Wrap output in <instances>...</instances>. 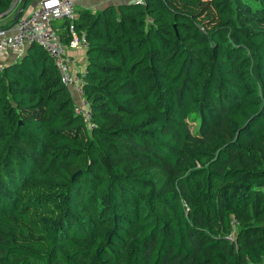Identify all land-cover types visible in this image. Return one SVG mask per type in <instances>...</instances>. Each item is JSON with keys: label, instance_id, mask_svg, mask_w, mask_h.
Returning a JSON list of instances; mask_svg holds the SVG:
<instances>
[{"label": "trees", "instance_id": "16d2710c", "mask_svg": "<svg viewBox=\"0 0 264 264\" xmlns=\"http://www.w3.org/2000/svg\"><path fill=\"white\" fill-rule=\"evenodd\" d=\"M74 25L90 129L41 46L0 67V264H264V0Z\"/></svg>", "mask_w": 264, "mask_h": 264}, {"label": "built area", "instance_id": "2783aa9c", "mask_svg": "<svg viewBox=\"0 0 264 264\" xmlns=\"http://www.w3.org/2000/svg\"><path fill=\"white\" fill-rule=\"evenodd\" d=\"M133 1L143 4L145 0ZM75 2L76 0H40L30 12L22 14L16 23L8 28H0V56L11 54L18 57L29 43L38 44L59 72L60 82L72 88L81 97L82 78L72 70L66 56L67 49H85L86 47L83 37L79 36L75 30L74 20L77 17ZM55 20L67 22L69 39L66 43L61 42L57 34V29L53 25ZM74 111L82 116L86 128L90 129L92 126L89 120L88 104L80 99L79 103L74 104ZM229 223L236 224L232 218ZM228 238L231 239V236Z\"/></svg>", "mask_w": 264, "mask_h": 264}, {"label": "crops", "instance_id": "0c3cea01", "mask_svg": "<svg viewBox=\"0 0 264 264\" xmlns=\"http://www.w3.org/2000/svg\"><path fill=\"white\" fill-rule=\"evenodd\" d=\"M40 0H35V2L33 1L31 3V5H28V7H26L22 14H27L28 12H30L39 2ZM133 0H76L75 2V6H76V12L77 10H88V11H96V10H100L102 7H104L107 4H113V5H117L120 3H125V2H132ZM17 3L12 7V9L10 11H7L3 14V16H0V27L4 26L6 23H8L10 20L14 19V16L17 12L16 8ZM62 22V21H61ZM60 21H56L53 25L56 27V29L58 30L60 28ZM85 49L82 48H78V49H67L66 50V56L68 57L70 63H71V68L72 70L77 73V74H81L84 72V67H85V63H86V59H85ZM14 60V56H12L11 54H4L2 56H0V67L4 66L8 63H10L11 61ZM70 91V94H72V98L75 103H79L80 99H82L78 94H76L72 88H68Z\"/></svg>", "mask_w": 264, "mask_h": 264}, {"label": "water", "instance_id": "95a60500", "mask_svg": "<svg viewBox=\"0 0 264 264\" xmlns=\"http://www.w3.org/2000/svg\"><path fill=\"white\" fill-rule=\"evenodd\" d=\"M16 1H17V0H14V1H13V3L11 4V6L8 8L7 11H10V10L12 9V7L15 5ZM25 2H26V0H21V5H20L19 9L17 10V12H16V14H15V16H14V19H13L12 25H13L14 23H16L17 19L22 15V12H23V10H24Z\"/></svg>", "mask_w": 264, "mask_h": 264}, {"label": "rangeland", "instance_id": "374dc122", "mask_svg": "<svg viewBox=\"0 0 264 264\" xmlns=\"http://www.w3.org/2000/svg\"><path fill=\"white\" fill-rule=\"evenodd\" d=\"M18 1H19V0H17L16 3H17ZM33 1L35 2V0H30L28 5H31V3H32ZM16 3H15V4H16ZM190 125H191V124H190ZM235 226H236V225H231V227H232L233 229H236ZM229 236H233V233H230ZM227 239L231 240V239L228 238V237H227Z\"/></svg>", "mask_w": 264, "mask_h": 264}]
</instances>
